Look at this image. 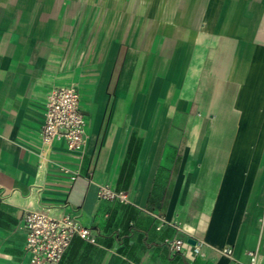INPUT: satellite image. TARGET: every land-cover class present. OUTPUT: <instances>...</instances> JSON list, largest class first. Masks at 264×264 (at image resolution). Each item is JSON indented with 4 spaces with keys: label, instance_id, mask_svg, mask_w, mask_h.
<instances>
[{
    "label": "crops",
    "instance_id": "crops-1",
    "mask_svg": "<svg viewBox=\"0 0 264 264\" xmlns=\"http://www.w3.org/2000/svg\"><path fill=\"white\" fill-rule=\"evenodd\" d=\"M70 83L78 151L40 136ZM263 206L264 0H0V264L39 208L94 237L57 264H264Z\"/></svg>",
    "mask_w": 264,
    "mask_h": 264
},
{
    "label": "built area",
    "instance_id": "built-area-1",
    "mask_svg": "<svg viewBox=\"0 0 264 264\" xmlns=\"http://www.w3.org/2000/svg\"><path fill=\"white\" fill-rule=\"evenodd\" d=\"M86 114L80 106V93L76 85L63 84L53 87L45 97L43 121L40 136L43 143L53 140L62 141L69 151L81 150L86 143ZM97 196L104 199H126L123 190H114L108 185H100ZM260 223L264 226V206L260 215ZM25 231L24 249L30 264H57L73 235L93 242L94 237L88 227L81 225L73 216L63 213L53 215L45 208L27 210L22 218ZM182 238L168 241L174 251L182 248ZM196 253L201 242L193 244ZM223 251L230 253L229 247ZM250 263L255 264V251H248Z\"/></svg>",
    "mask_w": 264,
    "mask_h": 264
},
{
    "label": "water",
    "instance_id": "water-1",
    "mask_svg": "<svg viewBox=\"0 0 264 264\" xmlns=\"http://www.w3.org/2000/svg\"><path fill=\"white\" fill-rule=\"evenodd\" d=\"M187 241L188 242H191V243H194L195 242L194 239H188Z\"/></svg>",
    "mask_w": 264,
    "mask_h": 264
}]
</instances>
